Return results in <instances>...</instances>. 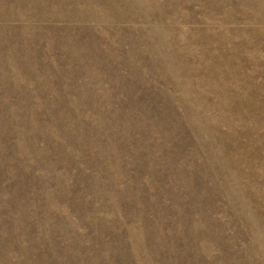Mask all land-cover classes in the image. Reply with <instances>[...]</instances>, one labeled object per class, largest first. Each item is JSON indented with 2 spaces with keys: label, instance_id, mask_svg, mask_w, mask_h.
I'll use <instances>...</instances> for the list:
<instances>
[{
  "label": "rangeland",
  "instance_id": "rangeland-1",
  "mask_svg": "<svg viewBox=\"0 0 264 264\" xmlns=\"http://www.w3.org/2000/svg\"><path fill=\"white\" fill-rule=\"evenodd\" d=\"M0 264H264V0H0Z\"/></svg>",
  "mask_w": 264,
  "mask_h": 264
}]
</instances>
